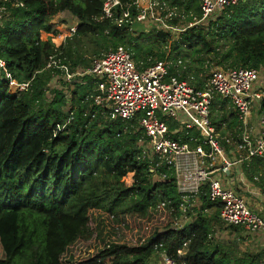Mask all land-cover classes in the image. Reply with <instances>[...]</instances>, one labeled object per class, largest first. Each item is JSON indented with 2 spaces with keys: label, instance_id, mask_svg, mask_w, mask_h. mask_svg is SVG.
I'll return each mask as SVG.
<instances>
[{
  "label": "trees",
  "instance_id": "trees-1",
  "mask_svg": "<svg viewBox=\"0 0 264 264\" xmlns=\"http://www.w3.org/2000/svg\"><path fill=\"white\" fill-rule=\"evenodd\" d=\"M104 1L0 0L8 12L0 22L5 63L0 72V264H62L76 241L101 239L99 227H90L93 212L115 224L157 215L160 224L132 245L105 243L75 264H152L161 254L175 264H259V253L236 254L226 242H212L218 210L209 217L200 212L195 222L175 229L180 195L165 168L151 173L141 158L137 121L109 120L94 106L89 96L96 93L97 79L91 76L74 83L69 97L54 89L49 100V84L58 72L45 66L59 50L71 68H90L92 62L77 53L78 40L85 38L94 43L93 56L122 46L136 63L171 61L172 74L200 88L204 81L197 75L203 69L264 68V0H243L178 38L137 23L117 27L113 19L101 18ZM136 1L119 0L122 8L113 10V18L121 19L125 9L134 18ZM157 1L186 23L201 16L199 0ZM63 12L78 21L76 34L64 43L59 38L64 31L52 22ZM153 40L162 50L153 53L146 45ZM259 109L264 112V98ZM210 118L220 136L236 132L237 117L224 101L215 98ZM201 200L202 210L217 207L204 196ZM161 203L166 207L158 209Z\"/></svg>",
  "mask_w": 264,
  "mask_h": 264
},
{
  "label": "built area",
  "instance_id": "built-area-1",
  "mask_svg": "<svg viewBox=\"0 0 264 264\" xmlns=\"http://www.w3.org/2000/svg\"><path fill=\"white\" fill-rule=\"evenodd\" d=\"M241 1L199 0L200 18L184 26L179 24L184 16L157 0H137L133 3L138 11L135 17L125 9L121 19L113 18V10L122 8L119 0H105L101 18L113 19L117 27L123 23L129 28L133 23H154L157 30L178 38L186 29L205 25ZM7 14L6 7L0 6V22ZM176 20V24H171ZM77 25L78 21L60 24L64 33L59 38L63 43L76 34ZM62 56V52L54 50L48 57L45 69L58 72L52 80L56 77L72 89L83 76L96 78V93L89 96L93 105L103 110L109 120L137 121L142 133L137 144L141 158L149 163L151 173L165 168L180 195L177 213L172 217L175 229L193 223L200 212L211 215V209L202 210L204 196L217 206L214 208L225 227H240L252 235H264V219L224 183L234 165L226 152L228 145L235 146L239 159L259 158L264 162V113L258 118L256 137L251 125L252 113L264 98V78H261L264 68L211 67L203 85L196 88L171 73V61L149 59L136 63L133 54L122 46L101 53L88 69H73ZM4 68L5 63L0 60V72ZM67 88L59 90L67 94ZM52 98L53 94L48 99ZM215 98L224 101L237 117L238 132L231 137H220L211 122L210 110ZM166 177L161 174L160 178ZM165 207L166 203H161L158 209ZM160 256L164 264H175L165 254Z\"/></svg>",
  "mask_w": 264,
  "mask_h": 264
},
{
  "label": "rangeland",
  "instance_id": "rangeland-1",
  "mask_svg": "<svg viewBox=\"0 0 264 264\" xmlns=\"http://www.w3.org/2000/svg\"><path fill=\"white\" fill-rule=\"evenodd\" d=\"M166 4V3H165ZM168 8V5H165ZM77 21L76 18H74L71 14L68 12H63L55 17L52 18L53 23L57 24H68L71 22ZM180 25L184 26L186 24L185 19L182 20ZM144 29L146 31H151L153 29H157L156 25L154 23L146 24L143 25ZM142 27V26H141ZM149 44H146L147 46L152 47L153 53H156L158 49L162 50V45L158 44L156 41H150L148 42ZM95 47L94 43L91 42L90 39H79L78 40V55L84 57L86 61L92 62L97 58V56L91 55L92 48ZM101 53H104L101 52ZM195 66V65H194ZM81 68V66H78ZM208 74V70L204 71L200 70L198 73V77L201 80H205L206 76ZM1 75V73H0ZM261 78H264V75L262 73ZM56 87V88H55ZM59 88H62V90H65L67 87H65L63 81L59 80L56 77L52 82L49 84V91L47 93V97L50 99L52 97V90H56ZM66 90L68 97L70 95V88H67ZM69 101L67 102V107L68 108ZM93 216H95L94 222L90 223V227H96L98 226L101 233L102 237L101 239H97L95 236L90 239V240H78L76 241L72 246L68 248L66 253L63 255L61 262L62 264H75V262L93 256L98 250H100L105 243H110L113 241H117L120 243H125L132 245L135 242V239L137 236L147 234L150 229L155 230L156 227L160 224L159 217L156 215L154 218L150 217L149 219H145V221L140 220L138 218L134 217H129L123 220V223H112L110 218L102 213L99 212H93ZM231 233L227 228H222L221 225L218 227V230H215L214 233V242L222 243L223 241H226V245L232 252L239 254L242 251V244L237 243V245L232 244V241H235L236 239L233 240L231 238ZM240 245V246H238ZM227 248V247H225ZM71 261V262H70ZM70 262V263H68ZM152 264H164L163 259L161 258L160 255L154 256L152 259Z\"/></svg>",
  "mask_w": 264,
  "mask_h": 264
},
{
  "label": "crops",
  "instance_id": "crops-1",
  "mask_svg": "<svg viewBox=\"0 0 264 264\" xmlns=\"http://www.w3.org/2000/svg\"><path fill=\"white\" fill-rule=\"evenodd\" d=\"M259 108L253 111L252 113L251 125L255 129V131L253 132V136L255 137L257 136L256 126L258 118L260 114L264 113L263 111H260ZM238 126L236 132L233 131V134L238 132ZM233 134L226 133L225 136L220 137L228 138L231 137ZM234 147V145H228L226 149L227 155L234 162V165L229 170V173L226 175L224 183L231 189H233L241 198H243L248 207L255 214L264 219V162L259 158L239 159L236 156L238 152H235ZM216 210V208L212 207L211 215H214L216 213ZM218 221V225H213L214 233L215 230H218V227L220 225L222 228H227L232 234L231 238H233V240L236 239L235 241L231 242L232 244H242L241 252L253 251L254 253H259V264H264V235H252L240 227H225L222 222H220L219 217ZM214 233L211 235L212 242H214Z\"/></svg>",
  "mask_w": 264,
  "mask_h": 264
}]
</instances>
